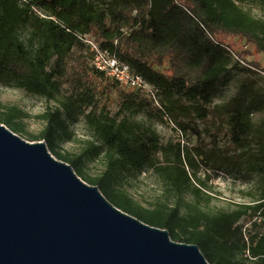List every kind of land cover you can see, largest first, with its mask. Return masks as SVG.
<instances>
[{"label":"trees","instance_id":"trees-1","mask_svg":"<svg viewBox=\"0 0 264 264\" xmlns=\"http://www.w3.org/2000/svg\"><path fill=\"white\" fill-rule=\"evenodd\" d=\"M246 4L264 10V0H0V81H14L30 94L53 99L65 85L74 87L78 83L69 63L78 49H85L90 60L91 54L78 36L91 35L100 47L158 90L163 117L172 121L189 117L204 120L211 114L225 116L236 149L257 144L255 169L264 175V132L251 122L253 111L258 109L253 106L255 100L243 104L237 95L211 108L216 88L227 84L230 72L216 36L243 39L264 54V22L246 11ZM23 29L27 38H21ZM165 63L166 72L156 69ZM141 97L140 92L130 91L124 95V103L131 106V98ZM80 103L83 112L91 108L85 115L86 123L106 148L109 169L146 166L159 173L175 192L187 187L191 178L179 149L164 165H156L153 156L166 153V148L154 130L97 113L89 91H82ZM148 103L152 101L148 99ZM14 111L0 114V124L17 133L20 130L13 120ZM40 118L46 126L33 141H44L54 156L68 163L84 182L97 186L118 209L150 227L167 230L175 242L197 245L210 264H242L232 255L242 247L252 258L258 257L255 264H264V235L253 246V239L243 240L242 226L237 225L246 211L252 210L250 216L258 213L264 228V202L247 206L245 211L212 217L202 213L180 217L175 208L141 209L114 190L107 176L85 178L79 158L55 153L54 134L65 132L66 127L57 112H46ZM178 124L185 128V124Z\"/></svg>","mask_w":264,"mask_h":264},{"label":"rangeland","instance_id":"rangeland-1","mask_svg":"<svg viewBox=\"0 0 264 264\" xmlns=\"http://www.w3.org/2000/svg\"><path fill=\"white\" fill-rule=\"evenodd\" d=\"M243 8L264 22V10L260 6L246 4ZM20 32L21 38H27V30ZM215 40L223 46V57L230 72L227 84L216 88L211 108L237 95L241 96L243 104L255 100L253 106L258 109L253 111L251 122L264 132V54L234 36L218 35ZM167 67L165 63L162 68H155L166 72ZM69 70L78 83L74 87L65 85L53 99L30 94L17 87L14 81H0V114L15 110L13 120L19 127L20 132L16 133L19 137L36 142L34 138L46 126L40 116L46 112H57L66 131L54 134L52 150L68 159L79 158L85 178L107 176L114 190L141 209L175 208L180 217L199 213L212 217L245 211L247 206L264 202V175L255 169L258 146L253 143L251 147L236 149L230 140L225 116L211 114L204 120L189 117L170 121L163 117L154 103L149 104L145 99L147 96L142 93L145 98H131V106L125 105L124 95L128 92L116 87L113 80L92 72L85 49L74 51ZM82 91L92 93L97 113L109 114L117 120L125 118L130 123L154 130L160 144L166 148V153L153 156L156 165H164L179 149L191 178L187 187L180 193L175 192L159 173L146 166L126 165L109 169L107 150L86 123L85 115L91 108L83 112L80 103ZM183 102L190 104L184 99ZM178 123L185 124V128ZM85 183L91 185L88 180ZM246 212L237 225L242 226L243 240L250 242L253 239L254 246L264 235V228L260 225L262 219L258 213L250 216L252 210ZM232 255L242 264L258 262V257L252 258L247 248L235 250Z\"/></svg>","mask_w":264,"mask_h":264},{"label":"water","instance_id":"water-1","mask_svg":"<svg viewBox=\"0 0 264 264\" xmlns=\"http://www.w3.org/2000/svg\"><path fill=\"white\" fill-rule=\"evenodd\" d=\"M0 264H210L0 124Z\"/></svg>","mask_w":264,"mask_h":264},{"label":"built area","instance_id":"built-area-1","mask_svg":"<svg viewBox=\"0 0 264 264\" xmlns=\"http://www.w3.org/2000/svg\"><path fill=\"white\" fill-rule=\"evenodd\" d=\"M37 14L44 17L40 11H37ZM78 38L91 54L89 65L94 71L100 72L104 77L116 82L124 91L142 93L161 109L158 90L155 87L147 83L141 76L134 74L130 67L114 54L100 47V44L92 39L91 35H79Z\"/></svg>","mask_w":264,"mask_h":264}]
</instances>
